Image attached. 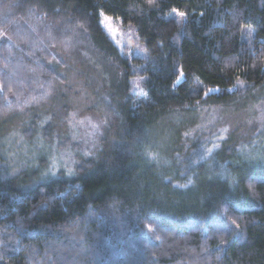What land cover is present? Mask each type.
Listing matches in <instances>:
<instances>
[{
  "label": "trees",
  "instance_id": "16d2710c",
  "mask_svg": "<svg viewBox=\"0 0 264 264\" xmlns=\"http://www.w3.org/2000/svg\"><path fill=\"white\" fill-rule=\"evenodd\" d=\"M102 14L132 25L145 50L119 51ZM43 15L49 42L34 28ZM62 33L117 63L112 131L73 177L48 178L9 174L0 135V264H264V134L203 157L178 146L171 122L189 124L180 111L200 104L264 100V0H0V122L22 117L25 138L51 129ZM132 75L144 92L124 96Z\"/></svg>",
  "mask_w": 264,
  "mask_h": 264
},
{
  "label": "rangeland",
  "instance_id": "374dc122",
  "mask_svg": "<svg viewBox=\"0 0 264 264\" xmlns=\"http://www.w3.org/2000/svg\"><path fill=\"white\" fill-rule=\"evenodd\" d=\"M30 14L27 16L32 17ZM45 18V15L43 18L35 16L34 28L40 29L43 39L49 42L53 39L49 26L43 27L44 22L40 21L41 19L48 22ZM101 26L119 51L129 54L145 50L132 25L122 24L119 18L102 14ZM32 28L29 25L31 32ZM65 33H62L64 36L58 35L61 39L54 38L58 42L56 45H50L59 57L58 62L54 63V68L63 77V83H58L51 90L53 95L49 101L53 106L49 107V111L43 115L44 121L41 122V125L49 124L50 131L45 136L39 131L34 138L29 139L25 138L20 130L23 125L22 117L15 114L0 122V135L8 147L5 152L9 157L5 166L9 168V174L36 169L42 174H47L44 175L46 178L51 175L57 177L61 173L73 177L74 163L98 151L101 147L99 137L104 131L108 134L112 131L107 130L106 126L112 123L113 109L119 102L113 92V85L117 80L113 72L114 69L119 71L117 63L109 64L107 59L101 60V56L92 49H89L91 52L84 51L83 47L89 44L87 41L79 37L74 41L78 40L75 44L80 43L81 46H76ZM101 73H107L106 78ZM143 92L142 77L130 76L129 91L123 93L124 96ZM179 115H184L189 124L182 123L184 125L181 126L175 115L171 117V122L176 124L178 130V146L181 149L190 147L189 149L195 151L203 148V153H200L203 157L205 149L211 157L217 150L220 151L225 142L227 144L233 139H249L255 143L253 136L264 134V100L253 96L229 105L200 104L194 112L185 109L180 111ZM170 137L174 138L173 133ZM158 149L161 148H152L151 156H161V151L157 154ZM40 154L45 159L43 166L36 162V156Z\"/></svg>",
  "mask_w": 264,
  "mask_h": 264
}]
</instances>
